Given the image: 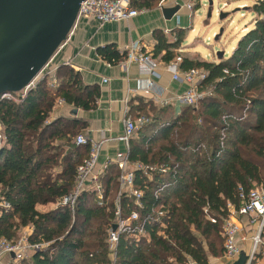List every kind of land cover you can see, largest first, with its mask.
<instances>
[{
	"label": "trees",
	"instance_id": "16d2710c",
	"mask_svg": "<svg viewBox=\"0 0 264 264\" xmlns=\"http://www.w3.org/2000/svg\"><path fill=\"white\" fill-rule=\"evenodd\" d=\"M158 2L133 0L132 5L150 8ZM250 10L252 27L227 57L215 61L178 53L183 28L157 34L153 56L165 63L181 56V69H204L206 77L198 83L204 95L179 110L171 105L152 106L150 113L134 108L133 115L145 113L148 121L130 139L125 156L164 171H149L150 177L134 172L142 206L126 194L119 196V204L123 218L132 209L139 218L122 228L113 249L107 236L119 191L115 164L100 176L101 205L95 191L82 190L72 208L37 209L57 204L74 190L76 168L89 156V144L75 141L84 124L64 116L50 120L53 107L63 100L91 109L98 88L82 86L78 72L60 66L55 87L49 75L41 74L18 102L0 99V198L9 205L0 213V238L15 240L22 228L31 227L28 240L46 243L13 264H188V259L208 264L223 253L227 204L241 205L240 189L264 193V0H256ZM98 51L110 64L125 56L113 45Z\"/></svg>",
	"mask_w": 264,
	"mask_h": 264
},
{
	"label": "crops",
	"instance_id": "0c3cea01",
	"mask_svg": "<svg viewBox=\"0 0 264 264\" xmlns=\"http://www.w3.org/2000/svg\"><path fill=\"white\" fill-rule=\"evenodd\" d=\"M164 8L147 7L146 12L139 13L130 19L111 21L102 25L94 18H79L73 33L54 54L53 66L57 68L60 66L71 67L79 73L82 86H96L99 93L95 106L91 109H83L59 100L53 107L49 119L53 120L60 116L77 119L84 124L80 134L85 135L87 139L97 142L102 141L98 154L99 167L103 165L107 157L114 156L117 151L126 152L125 144L117 137L123 131L124 117L127 115L136 117V115H133L136 106L137 108L138 106L144 108V112L147 113L151 112L152 106L164 107L171 105L174 110H179L183 106V103L177 101L175 97L188 88V83L181 79H173L172 75L165 69L168 63L160 59V56H153L152 51L159 31H162L164 27L170 29L183 28L186 31L185 36L176 49L181 56L207 61L217 60L212 55L209 59L203 57L194 49L195 43L187 44L188 31L193 30V19L196 10L190 13L185 8H181L180 24L176 26L175 16L172 15L170 18H166L163 12ZM197 14L201 16V14ZM252 25L253 20L250 25L247 26L246 24L242 27L241 34ZM212 34H215V31ZM136 41L158 63V69H156L158 76L142 73L136 63L123 65V58L116 64H110L101 57L98 51L101 47L113 45L121 52V50ZM197 41L201 42V39ZM197 41L196 43H198ZM235 45H232V47ZM147 77L152 81L151 85L140 82V79ZM142 101L146 105H139ZM46 205L49 206L47 209L49 210L58 206V203L38 205L37 209L42 210L39 206L45 207ZM238 220L241 226L238 243L240 253L248 257L253 253V264H264V224L260 231L261 242L254 247L252 238L260 228L258 219L250 215H240ZM26 228L28 229V227ZM31 230L30 227L29 233ZM233 261V259L224 257L222 253L219 256L210 257L208 264H232ZM13 263L10 256H4L0 259V264ZM188 264L196 263L188 259Z\"/></svg>",
	"mask_w": 264,
	"mask_h": 264
},
{
	"label": "built area",
	"instance_id": "2783aa9c",
	"mask_svg": "<svg viewBox=\"0 0 264 264\" xmlns=\"http://www.w3.org/2000/svg\"><path fill=\"white\" fill-rule=\"evenodd\" d=\"M133 0H83L80 3L77 18L72 26L66 40L73 33L75 24L79 18H94L98 21L100 25L111 22L119 21L124 19H130L139 13L146 12L147 7H134L132 5ZM197 0H159L157 3V8L162 9L164 7L177 6L176 12L173 14L176 18V26L180 24V10L185 8L190 13L195 11V6ZM163 32L168 34L171 32L172 28L164 27ZM58 47H62L64 43ZM121 52H125L123 57V65H128L130 63H136L141 69L142 73L148 75L158 76V63L155 62L151 54L144 51L142 45L139 42H134L127 46ZM55 54V53H54ZM54 54L45 64L43 69L40 71L38 76L41 74H47L50 76V85L55 87L57 85L58 79L56 77L57 67L53 66ZM181 62V56H176L175 59L170 61L165 69L168 71L173 79H181L188 83V88L183 92L178 94L175 99L183 104L196 105L198 99L204 95L198 89V83L206 77V71L202 68H190L187 70L181 69L179 63ZM37 76V77H38ZM37 79V78H36ZM35 80H33L29 85L19 92L5 93L0 95V99H8L18 102L23 98L26 93L34 86ZM141 83L146 85H151L152 81L147 78L140 79ZM62 102V100H60ZM139 115V116H138ZM136 117L125 116L123 119V131L121 135L117 137L118 140L122 141L126 147L129 145L130 139L133 137L135 132L142 127L147 121L148 116L145 114H138ZM75 141L77 144H89V156L85 158L76 168L75 175V187L74 190L65 195L58 205H69L71 208L74 205V201L78 192L82 190L95 191L97 193L98 203L101 205L103 202V188L100 183V176L103 171L111 164H115L119 169V191L118 199L114 209V218L112 224L108 229L107 242L110 249H113L115 243L118 239V235L125 225H128L131 221L139 218L138 211L136 209L130 210V213L126 217L121 216V208L119 204V196L121 194H126L131 197L136 207H141V198L143 191L134 184V172L140 170L144 175L150 177L149 171H164L163 168L152 165L146 166L141 163H131L122 151H117L114 156L107 157L101 167L98 166V154L102 141L97 142L92 139H87L83 134L76 136ZM3 145V134H2V124L0 121V148ZM241 190V196L244 201L238 208H233V206L228 203V213L222 219L221 236L223 239V255L228 259L235 260L240 254L239 247V231L241 226L239 224L238 217L240 215H250L255 217L259 221V229L257 233L253 236V245L257 246L261 242L260 231L264 224V193L259 188H254L243 193ZM9 205L0 198V213L2 209L8 208ZM214 222V218H211ZM115 225V228L113 226ZM138 233H142L139 230ZM46 243H32L28 240V235L19 237L18 239L12 240L7 237L0 238V259L4 256L12 257L13 262L20 261L30 257L37 250L44 247ZM252 254L248 259H252ZM112 257V255H111ZM109 264H114L111 260Z\"/></svg>",
	"mask_w": 264,
	"mask_h": 264
},
{
	"label": "water",
	"instance_id": "95a60500",
	"mask_svg": "<svg viewBox=\"0 0 264 264\" xmlns=\"http://www.w3.org/2000/svg\"><path fill=\"white\" fill-rule=\"evenodd\" d=\"M82 1L0 0V95L19 92L37 78L66 40ZM177 8H164V16L172 17ZM251 262L240 253L232 264Z\"/></svg>",
	"mask_w": 264,
	"mask_h": 264
},
{
	"label": "rangeland",
	"instance_id": "374dc122",
	"mask_svg": "<svg viewBox=\"0 0 264 264\" xmlns=\"http://www.w3.org/2000/svg\"><path fill=\"white\" fill-rule=\"evenodd\" d=\"M255 1L256 0L196 1V3L199 4L195 7L193 30L188 31L187 44L195 43L194 49L207 59H209L210 55L216 59L221 56L227 57L231 52V48L234 47H232V45H235L238 38L241 36L242 27L246 26V24L247 26L250 25L254 19V15L251 13L250 8ZM167 7L170 8V6ZM209 7H211V15L207 17ZM197 13L201 14V16ZM219 13L224 14L222 19L219 17ZM213 31H215V34H212ZM200 39L201 42L197 41ZM196 41L198 43H196ZM39 208L47 210L49 206H39ZM29 230L30 227H28V229L26 227L22 228L16 238L18 239L21 236L28 235Z\"/></svg>",
	"mask_w": 264,
	"mask_h": 264
}]
</instances>
